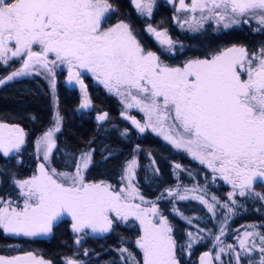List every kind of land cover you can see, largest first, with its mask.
Masks as SVG:
<instances>
[{
  "label": "snow or ice",
  "instance_id": "6c2138e0",
  "mask_svg": "<svg viewBox=\"0 0 264 264\" xmlns=\"http://www.w3.org/2000/svg\"><path fill=\"white\" fill-rule=\"evenodd\" d=\"M132 3L142 16L151 17L154 0ZM178 4L177 12L190 14L178 20L181 28L187 25L189 30L199 31L205 23L214 21L218 28L229 29L254 20V31L264 34V0H191L190 4L178 0ZM115 11L110 0H0V64L7 66L10 60L21 63L18 70L0 78V85L21 76L46 74L54 91L55 70L64 65L69 83L75 81L85 93L81 108H87L91 101L81 73H90L121 99L126 110L137 108L144 113V123L121 113L140 133L151 129L173 148L207 167L213 181L219 178L232 186L228 194L231 204H221L215 195L209 200L206 189L199 186L165 189L166 196L161 193L157 199L172 198V211L190 225L192 219L176 207L177 200L195 199L213 217L218 208L234 214L236 195L264 202V193L255 191L257 184L264 185V43L257 49L234 44L204 58L189 59L182 66H170L142 46L130 24L121 20L108 25L109 13ZM146 31L167 51L174 48L176 42L167 30L149 24ZM107 117L105 112L97 120ZM60 119L57 113L55 127L36 142L44 161L37 174L22 180L13 174L22 203L0 196V232L29 238L49 236L53 225L67 215L75 242L80 245L89 233L103 236L114 231L118 223L131 220L139 224L134 241L139 258L121 246L118 251L123 264H181L169 219L134 183L138 167L135 157L127 162L121 176L123 186L118 189L103 180L85 179L91 150L81 153L73 172L50 168ZM25 135L19 125L0 122V154L9 157L19 153ZM155 163L153 160L152 165ZM175 168L181 169V165ZM153 174L158 175L159 169L153 168ZM226 222L227 217L219 234L214 235V247L219 245L215 255L205 252L200 264H224L221 254L230 256L229 264H264V232L249 225L238 233L237 246L225 244L221 237L226 234ZM204 231L198 229V233ZM198 233L188 232L189 249L201 239ZM83 254L88 256L89 250ZM0 264L53 262L25 252L0 255ZM64 264L83 261L66 257Z\"/></svg>",
  "mask_w": 264,
  "mask_h": 264
},
{
  "label": "flooded vegetation",
  "instance_id": "af4514ba",
  "mask_svg": "<svg viewBox=\"0 0 264 264\" xmlns=\"http://www.w3.org/2000/svg\"><path fill=\"white\" fill-rule=\"evenodd\" d=\"M110 2L114 5L116 11L113 13H109L110 19H108L107 24H115L121 20L130 24L135 34L137 35V38L141 41L142 46H144L146 50L157 53V55L160 56L161 60L170 66H182L183 63L189 59L204 58L221 48L229 47L234 44H242L249 49H257L260 44L264 43V34L254 31V29L257 27L254 20V22L251 21L249 24H243L242 26H233L230 29L218 32H216L214 28L212 29V27H208L206 24V29H204L203 32L195 31V33L192 34V31L189 30L188 27L185 26L184 28H181L179 26L178 20L182 21L186 16H189L190 14H182V12L176 11V8L179 6L178 0H175V3H170L169 0H154L151 17L142 16L136 10L135 5L132 3V0H110ZM149 24H151L158 30H167L168 36L176 42L174 48L171 51H167L158 43L153 35L146 31L147 25ZM10 64H14V62H11ZM57 72L58 74L55 77L54 91H58L61 97L73 96L74 101H77V103L75 102L76 106L73 107V109L79 116L78 119L81 118V115H79L80 112L81 114L88 116L90 119H88L87 121L81 120L77 123L81 124V122L85 121L94 124L92 138L93 136H95V127L99 126V129L103 128L107 130L109 128L110 133H114L116 138L118 139V142L121 143H126L129 141L131 142L132 140H129L127 136L134 134L137 135L136 140L140 144H145L147 143V141L152 144L154 141V143L152 144V149L157 153L151 155L146 154L145 160H150V162L155 160V168L159 169V174L154 175L153 168H150L151 164L146 162L148 168L147 171L144 172L145 174L143 173V175L141 176L142 178L138 177L141 179L140 183H148L149 185L147 186L150 187L152 193L157 194V197H159L161 193H164L166 196L165 189H174L177 187L175 182L177 173L174 172L175 165L182 164L176 162L175 152L178 151L182 153V151L176 150L171 146V144L167 143L165 140L160 139L156 133L151 131V129L146 130L144 133H140L138 129H136L135 126L131 123V120L125 119L124 115L121 114L122 112H126L129 117H134L141 123H144V113L140 112L137 108L126 110L124 105L121 103V99L118 96L109 93L102 84L98 83L93 78L90 73L86 72L81 73V79L84 82V85L86 87V94L88 99L91 101V104L87 108H81V104L84 100V95H81L83 93L81 86L75 83V81L69 83V81L66 80V78L68 79L67 66L61 65L57 68ZM94 86L100 87L108 95H110V97L112 96L114 98L111 100L114 101L115 104V116L112 115L113 110L109 112L107 109H105V107H103V105L98 106L97 102L95 101V92H93ZM51 109H53V106ZM57 109H59V106L56 105V111L58 113ZM105 112L108 113V117L104 121H98L97 116ZM59 117L62 118V115L59 114ZM108 119L110 121L106 122V120ZM62 122L63 121L60 119L61 130L54 134V138L56 140V148L53 149V152L51 154V159L53 162L64 160V156L62 154L64 151L66 152L69 150L68 148H65V146H63L64 140L60 139V134L63 129ZM7 123L11 124L10 122ZM52 124L53 120L51 121L49 126L40 131V133L46 132V130L50 129V126ZM25 134V138L28 141L27 132H25ZM39 135L36 136L37 138L35 139V141H38L37 139L39 138ZM35 141H32V143H29V146H27L28 148H30V152L28 154L33 155L32 160H24V158H21L22 150H24V147H26L27 143H24L25 145L19 153H13L9 157H4L2 154H0V196L7 195L11 199L18 200L22 203L23 198L19 196V189L15 187L12 177L14 174L17 179L22 180L28 179L31 176L37 174V169L39 167L40 161L36 156H34L33 153L35 148ZM182 156L187 162V166H185V169L181 166L183 171L193 173L191 169V163H196L195 166L200 167V170H202V175L204 174V178L213 176V173L207 167L197 162V160H193L192 157L183 153ZM188 163L190 164L188 165ZM63 170L64 172H73L74 169H62L59 171L62 172ZM96 173L97 172L95 171L90 172L85 170V179L89 182L101 181L92 178ZM116 173L118 175V178L115 181L109 179H105L103 181L112 184L118 189L123 186L121 176L123 175L124 170L119 171V169H117ZM214 182L219 188V191H224V194L225 192L229 193L232 190V186L225 183L222 179L217 178ZM255 191L264 193V185L257 184L255 187ZM236 197L240 198L242 201L237 200V202L241 203L233 205V207L235 208V213H232L233 216L231 218V226L234 227L235 225H237V229L239 230V232H241L245 230V228H247L249 225H255L256 230L264 232V202L250 197H240L237 195ZM243 198L251 200L245 201ZM155 200L156 201L153 202L157 203L161 212L169 219L173 227L172 235L176 240L177 256L180 259L181 264H195L194 261H192V247L191 249L187 247L189 243L188 232H191V225L172 211V198L157 199L155 197ZM175 205L183 212L185 216L191 218L192 221H195V218H192L193 214L196 217H199V219H205V221L200 222V224H196V226L205 229L203 234H207V237L211 236L209 233L213 234L212 236H214L215 234H219L217 233L218 229H215L216 223L219 225L220 221L222 220V215L225 216L226 214H228L224 210L222 212V208H218L216 216L213 217L207 211L204 205L201 204L200 212L199 210L197 211V209H195L196 207L193 206V204L189 201H177L175 202ZM222 222H224V220ZM129 226L134 230V238L132 240H130L128 237ZM138 234V222L130 220L127 224L122 222L118 223L117 226H115L114 231L103 236H93L91 233H89V235L83 237L81 244L77 245L75 242L76 234L72 231L71 217L65 215L61 220L53 225L52 233L49 236L29 238L23 236H8L0 232V255H22L25 252H33L38 257L52 261L53 264H64V260L66 257H75L78 260L83 261V264H123V261L120 259V253L118 251L121 246L128 247L139 258V251L138 249H136L134 244V241ZM235 236L236 235H234L231 240H235ZM207 237L203 238L206 241L205 244H207V247L209 246V243L212 246L213 242L209 241ZM121 238H123V240ZM224 239H226V237H224ZM223 241L225 243V240ZM216 248L218 247L216 246L215 249ZM85 249L89 250L88 256H85L83 254ZM203 250H205V252H208L206 249ZM205 252L201 254L197 253L196 251L195 254L198 255V257H201ZM228 257L230 258V256ZM225 258L226 257L222 259L224 261V264H229V259ZM256 258H258V254ZM217 264H219L218 261Z\"/></svg>",
  "mask_w": 264,
  "mask_h": 264
},
{
  "label": "trees",
  "instance_id": "16d2710c",
  "mask_svg": "<svg viewBox=\"0 0 264 264\" xmlns=\"http://www.w3.org/2000/svg\"><path fill=\"white\" fill-rule=\"evenodd\" d=\"M241 38V37H240ZM210 52V51H209ZM15 65L5 66L0 64V78H4L7 72L14 69ZM43 76L30 75L26 77H18L11 81H8L4 85H0V119L4 122H10L11 124L20 125L27 132L26 147L22 150L21 158L31 159L33 155H29L30 152L29 143L35 141L36 136L40 131L48 127L52 121L51 108L54 104L59 106L58 113L62 115L61 120L63 129L60 139L64 140L65 148L68 151L63 152L64 160L52 161V164L56 169H75L76 163L79 162L81 153L89 152L91 150L92 161L87 171L97 172L93 179L105 180L109 179L115 181L118 178L116 170L121 171L125 168V163L136 156L140 163L139 170L137 172L138 177H141L144 172L147 171L150 160H145L146 154H154L152 144L147 141L145 144H140L136 138L137 135L127 136L131 142L121 143L118 142L114 133H110V129H99L95 127V136L92 138V132L94 124L85 122L89 119L88 116L80 114L81 118L75 113L73 107L76 106L77 101H74L73 96L61 97L58 91H54L58 94H53L50 87V83L46 82ZM95 87V88H94ZM93 87L95 92V101L98 106L103 105L109 112L113 110V116H115V104L112 96L108 95L103 89L98 86ZM61 97V98H60ZM76 102V103H75ZM54 103V104H53ZM108 107V108H106ZM85 120L78 124L77 122ZM90 120V119H89ZM110 121L109 119L106 120ZM127 131V130H126ZM120 133V132H117ZM92 139V140H90ZM116 139V140H114ZM91 142H90V141ZM90 142V143H89ZM137 146H139L137 150ZM176 162L181 163L182 168L185 169L187 162L182 156L181 152H175ZM105 157H107L105 159ZM162 164V163H161ZM190 163H188L189 165ZM196 163H191V169L194 176L199 179L202 175L200 167L195 166ZM108 171V172H106ZM145 174V173H144ZM142 178V177H141ZM141 179L138 178L137 185L139 186L141 194L145 198H157V194L152 193L150 187L147 184L140 183ZM202 184V183H200ZM199 184V185H200ZM223 193L216 192L218 200L223 198ZM210 196V194H209ZM134 230L129 226L128 237L130 240L134 238ZM193 251V256L196 251Z\"/></svg>",
  "mask_w": 264,
  "mask_h": 264
},
{
  "label": "rangeland",
  "instance_id": "374dc122",
  "mask_svg": "<svg viewBox=\"0 0 264 264\" xmlns=\"http://www.w3.org/2000/svg\"><path fill=\"white\" fill-rule=\"evenodd\" d=\"M185 2L186 3H191V0H189V1H187V0H185ZM183 13H185V12H182V14ZM186 14H188V13H186ZM196 15H199L198 13L196 14ZM254 22V21H253ZM207 24V26L208 27H212V29L214 28L215 30H216V32H218V31H222V30H227V29H224L222 26L221 27H217L216 26V24L214 23V21H209V22H207V23H205V25ZM205 25H204V27L202 28V29H200L199 30V32L200 31H202L203 32V30L204 29H206V27H205ZM243 24H241V26H242ZM186 27H187V25H185ZM230 29V28H229ZM193 33H195V31H192V34ZM197 33V32H196ZM11 62H14V64H10ZM8 65L9 66H11V65H15V68L14 69H12V70H10L9 72H7L5 75L7 76V75H9L12 71H14V70H18L20 67H21V63H20V61L19 60H14V61H9V63H8ZM7 65V66H8ZM56 76H57V74H58V72H57V68H56ZM46 75V74H45ZM45 75H42L43 77L42 78H44L45 79V81L46 82H48L49 83V81H50V77L49 78H45ZM5 76V77H6ZM55 76V77H56ZM22 77H26V76H21L20 78H22ZM15 79V78H14ZM66 80H68L67 78H66ZM83 92V91H82ZM52 93L53 94H55L54 92H53V90H52ZM82 96L83 95H85V93L83 92L82 94H81ZM54 104V103H53ZM51 111H52V115H53V118H52V120H53V124L50 126V128H53V127H55V122H56V115H57V111H56V104H54L53 105V109H51ZM129 111V110H128ZM61 118V117H60ZM0 122H4V121H2L1 119H0ZM49 130V129H48ZM48 130H46V132L48 131ZM24 132H25V130H24ZM45 133V132H44ZM43 132L42 133H40V135H39V138L37 139V140H40V138L43 136V134H44ZM159 138L160 139H162V140H164L161 136H159ZM55 139V138H54ZM25 141L27 142V140H26V138H25ZM25 142V143H26ZM36 142L37 141H35V148H34V156H36L38 159H39V161H40V163L41 162H44L43 161V151L41 150L40 151V153H38L37 152V147H36ZM25 145V144H24ZM23 145V146H24ZM23 146H22V148H23ZM172 146V145H171ZM22 148H21V150H22ZM177 150V149H176ZM182 153L183 154H185V155H188L186 152H183L182 151ZM36 158V159H37ZM136 158V157H135ZM137 159V161H138V158H136ZM194 160V159H193ZM52 159L50 158V164H49V166H50V168H55L56 169V167H54V165L52 164ZM128 162V161H127ZM127 162L125 163V167H126V164H127ZM198 162V161H197ZM139 167H140V163L138 162V167L136 168V170H135V181H134V183H137V178H138V174H137V172H138V170H139ZM156 167V165H152V167L151 168H155ZM182 169V168H181ZM181 169H176L175 168V171L174 172H176L177 173V176H176V180H175V182H176V186L177 185H179L180 187H181V189H183L184 187H187V188H189V189H192L194 186H199V188H201V189H206V192H207V198L210 200L211 199V196H213V195H216V192H218V193H220V194H222L224 191H219V188L216 186V184H215V182L213 181V179H212V177L213 176H210V177H207V178H204V174L201 176L200 175V178L199 179H197L194 175H193V173H191V172H185V171H183V170H181ZM57 170V172H61V171H59L58 169H56ZM122 170H124V169H122ZM73 171H75V169L73 170ZM62 172H64V170L62 171ZM206 177V176H205ZM200 183H202V184H200ZM200 184V185H199ZM233 191V189L230 191V192H232ZM209 194H210V196H209ZM224 194V193H223ZM228 194L229 193H226L225 192V194L223 195V198L221 199V200H219L221 203H227V204H231V201L229 200V196H228ZM189 195L191 196V195H193V193H189ZM237 196H239V195H237ZM146 200H150V201H156L155 199H153L152 200V198H145ZM234 199L237 201V200H239V201H242L240 198H237L236 196L234 197ZM245 201H247V200H251V199H247V198H243ZM177 201H181V200H177ZM176 201V202H177ZM183 202L184 201H189V202H191L192 204H193V206H195L196 208L195 209H197V211L199 210L200 212H201V204L197 201V200H195V199H187V200H182ZM137 203H139V201H136ZM239 203H241V202H238L237 204H239ZM223 210L224 211H226V209H223L222 208V212H223ZM226 213H228L227 211H226ZM232 216H233V214L232 213H228V214H226L225 216L224 215H222V220L220 221V224L218 225L217 223H216V227H215V229L217 228L218 229V231H217V233H219V229H220V227L222 226V224L224 223V222H222L223 220L225 221V217H227V222H226V224L224 225L225 226V235L224 236H222L221 237V239H223V240H225V243H227V244H232V245H234V246H237L238 245V241H237V239H236V237H237V235H238V233H242L243 231H245V230H243V231H241V232H239V230L237 229V225H235L234 227H232L231 226V224H232V222H231V218H232ZM192 218H195V221H193V223L191 224V232L192 233H194V234H197L198 233V229L200 228V227H198V226H196V224H200V222H202V221H205V219H199V217H196L194 214H193V217ZM220 218V217H219ZM220 220V219H219ZM246 229V228H245ZM258 231V230H257ZM198 235L201 237V239H199V241L198 242H196V243H193V245H192V251H191V253H192V255H193V251L195 250V249H198L197 250V253H203V252H205V250H203V249H206L208 252H211L212 254H213V256L215 255V253H216V251L218 250V248H216L215 249V247H214V245L216 244V242H215V240H214V236H210V237H207L206 235L207 234H203V232H201V233H198ZM234 235H236L235 236V240H231L232 239V237H234ZM207 237V239L209 240V241H212L213 242V245L211 246V244L209 243V246L207 247V244H205L206 243V241L203 239V238H206ZM224 237H226V239H224ZM203 239V240H202ZM189 240V239H188ZM203 246H205V247H203ZM217 247H219V245H217ZM224 257H226L225 259H229L230 260V258L228 257V256H226V255H224V254H221V259H224ZM192 261H194V263L195 264H200V257H198V255H194L193 256V260ZM229 262V261H228ZM218 263L220 264V262L218 261ZM214 264H217V261H215L214 262Z\"/></svg>",
  "mask_w": 264,
  "mask_h": 264
}]
</instances>
